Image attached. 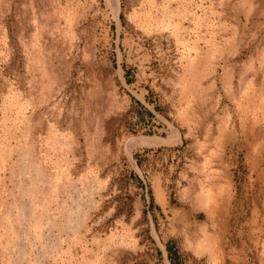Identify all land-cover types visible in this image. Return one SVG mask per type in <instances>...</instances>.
Listing matches in <instances>:
<instances>
[{"label": "rangeland", "instance_id": "374dc122", "mask_svg": "<svg viewBox=\"0 0 264 264\" xmlns=\"http://www.w3.org/2000/svg\"><path fill=\"white\" fill-rule=\"evenodd\" d=\"M0 264H264V0H0Z\"/></svg>", "mask_w": 264, "mask_h": 264}]
</instances>
